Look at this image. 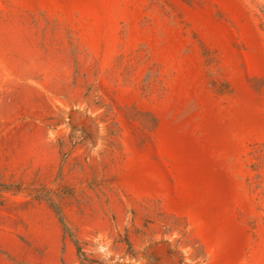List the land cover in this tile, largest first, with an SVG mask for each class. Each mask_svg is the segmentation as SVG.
<instances>
[{
    "label": "rangeland",
    "instance_id": "obj_1",
    "mask_svg": "<svg viewBox=\"0 0 264 264\" xmlns=\"http://www.w3.org/2000/svg\"><path fill=\"white\" fill-rule=\"evenodd\" d=\"M264 0H0V264H264Z\"/></svg>",
    "mask_w": 264,
    "mask_h": 264
},
{
    "label": "trees",
    "instance_id": "obj_2",
    "mask_svg": "<svg viewBox=\"0 0 264 264\" xmlns=\"http://www.w3.org/2000/svg\"><path fill=\"white\" fill-rule=\"evenodd\" d=\"M261 13H262V16H263L262 25H264V7H261Z\"/></svg>",
    "mask_w": 264,
    "mask_h": 264
}]
</instances>
